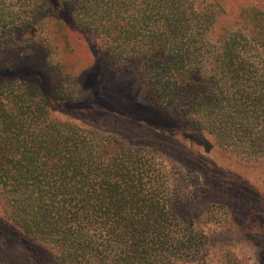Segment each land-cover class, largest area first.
<instances>
[{
    "label": "trees",
    "instance_id": "trees-1",
    "mask_svg": "<svg viewBox=\"0 0 264 264\" xmlns=\"http://www.w3.org/2000/svg\"><path fill=\"white\" fill-rule=\"evenodd\" d=\"M196 4L0 0V52L47 48L50 22L64 16L65 31H93L110 65L132 70L174 122L264 162V25L245 15L214 41L215 11ZM70 95L54 78L44 89L18 77L0 82L4 220L47 247L49 264H208L206 235L174 210L204 193L198 179L149 149L57 118L53 108Z\"/></svg>",
    "mask_w": 264,
    "mask_h": 264
},
{
    "label": "rangeland",
    "instance_id": "rangeland-1",
    "mask_svg": "<svg viewBox=\"0 0 264 264\" xmlns=\"http://www.w3.org/2000/svg\"><path fill=\"white\" fill-rule=\"evenodd\" d=\"M196 1L198 8L215 11L214 41L240 28L244 19L264 25V0ZM63 20L56 15L50 22L47 48L0 52V82L18 77L44 89L50 78L59 81L72 95L53 108L57 118L149 149L198 179L204 193L176 200L174 210L206 235L208 264H264V162L242 160L213 136L174 122L150 103L132 70L110 65L93 31H65ZM3 208L0 196V264H49L48 248L24 239L4 220Z\"/></svg>",
    "mask_w": 264,
    "mask_h": 264
}]
</instances>
